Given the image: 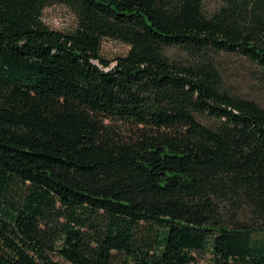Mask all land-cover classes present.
I'll return each instance as SVG.
<instances>
[{
    "label": "trees",
    "instance_id": "trees-1",
    "mask_svg": "<svg viewBox=\"0 0 264 264\" xmlns=\"http://www.w3.org/2000/svg\"><path fill=\"white\" fill-rule=\"evenodd\" d=\"M207 1L0 0V264H264V0Z\"/></svg>",
    "mask_w": 264,
    "mask_h": 264
},
{
    "label": "rangeland",
    "instance_id": "rangeland-1",
    "mask_svg": "<svg viewBox=\"0 0 264 264\" xmlns=\"http://www.w3.org/2000/svg\"><path fill=\"white\" fill-rule=\"evenodd\" d=\"M209 7L213 6V1L208 0ZM44 21L54 29L70 31L76 27L77 16L75 12L66 4H53L44 8ZM129 50V45L124 42L105 38L102 42L101 54L110 60L113 65L115 59L120 55H125ZM223 68L225 70L226 81L230 89L239 95L255 99L264 106V87L261 86L253 75L254 67L241 56L221 55ZM197 264H212L209 253L198 256Z\"/></svg>",
    "mask_w": 264,
    "mask_h": 264
}]
</instances>
